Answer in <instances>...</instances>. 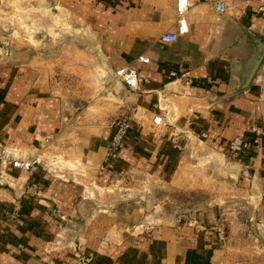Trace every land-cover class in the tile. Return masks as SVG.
Instances as JSON below:
<instances>
[{
  "label": "crops",
  "instance_id": "0c3cea01",
  "mask_svg": "<svg viewBox=\"0 0 264 264\" xmlns=\"http://www.w3.org/2000/svg\"><path fill=\"white\" fill-rule=\"evenodd\" d=\"M177 1L59 0L82 20L89 19L92 6L104 21L114 76L123 67L140 75L137 87L124 83L129 94L117 117L128 115L132 125L110 159L113 122L111 127L84 122L88 111L66 119L61 99L49 87L55 76L46 65L54 61L25 48L0 63V141L13 154L36 161L30 170L7 167L0 183V264H75L80 254L91 264H232L216 225L198 220L146 225L151 221L138 200L100 197L111 182L123 185L114 195H140L139 174L185 187L192 181L185 155L192 140L203 137L228 153L231 139L251 140L254 125L264 128V56L246 84L251 65L264 54L260 1L221 0L222 12L215 5L219 0H188L189 31L165 43L161 36L177 28ZM76 54L83 57L84 50ZM87 66H77L83 83H89ZM105 66L97 65L99 89ZM171 71L189 75L192 83L171 77ZM156 114L164 117L162 125L153 123ZM45 147L81 158L89 175L77 181L56 173ZM231 157L241 166L249 194L261 197L264 208V133L257 145Z\"/></svg>",
  "mask_w": 264,
  "mask_h": 264
},
{
  "label": "rangeland",
  "instance_id": "374dc122",
  "mask_svg": "<svg viewBox=\"0 0 264 264\" xmlns=\"http://www.w3.org/2000/svg\"><path fill=\"white\" fill-rule=\"evenodd\" d=\"M95 12L91 6L89 19L82 20L59 0H0V48L9 51L27 48L32 51L31 56L41 55L54 61L47 60L46 65L55 76L50 79L49 87L61 99L66 119L74 121L82 112L88 111L82 121L90 120L95 124L100 121L101 126L111 127V123L122 114L118 105L129 92L111 72L114 55L111 38L104 21L99 20ZM81 49L84 56L77 57L76 51ZM103 62L106 66L100 69V75L104 74L105 83L99 89L97 65ZM82 64L89 65L86 67L89 68V83L80 79L81 68L77 66ZM98 91L99 103L94 99ZM139 117L137 119L141 122ZM195 139L185 153L186 172L192 179L185 187L152 181L139 174L140 195H124L127 192L114 195L115 189L123 185L120 182L111 185V182L108 188L100 189V197L110 198L113 203L138 200L151 221L146 225L184 223L194 221L199 215L211 226L223 224L225 233L219 241L232 258V264H264L261 197L249 194L239 169L231 167L233 158L226 150L209 146L203 137ZM44 151L51 167L64 178L70 174L78 181L89 175L90 171L81 158L73 159L61 150L52 151L47 147Z\"/></svg>",
  "mask_w": 264,
  "mask_h": 264
},
{
  "label": "built area",
  "instance_id": "2783aa9c",
  "mask_svg": "<svg viewBox=\"0 0 264 264\" xmlns=\"http://www.w3.org/2000/svg\"><path fill=\"white\" fill-rule=\"evenodd\" d=\"M260 1V9L264 12V0ZM216 8L219 11H225V3L221 0L215 3ZM187 7L188 0H178L177 1V12H178V24L174 31H167L161 36V40L165 43L176 42L180 36L185 35L189 31V26L187 23ZM143 62H149V58L143 57ZM117 77L122 80L127 86L137 87L140 83L139 72L135 68L123 67L117 70ZM170 76L175 79L183 78L186 84H191L192 79L189 75H180L176 71H171ZM147 81L148 79H144ZM164 122V117L161 114H156L153 118V123L155 125H162ZM114 134L112 136L110 147L108 151L107 158L110 159L115 157L119 150L123 147L125 139L131 129L132 121L128 115H122L114 121ZM253 137L251 140L243 139L242 137H235L230 140L228 144V154L229 156H234L240 154L252 146H255L259 142L260 136L264 133V128L260 125H254L252 127ZM206 137L207 135L204 134ZM49 141V137L46 138ZM181 149L182 145H178ZM36 165V161L33 159H24L12 153L8 146L0 141V183H2L5 170L9 166L16 168H22L26 170L32 169ZM216 233L219 239H223L225 233V227L223 224H216ZM92 259L86 255H78L75 264H91Z\"/></svg>",
  "mask_w": 264,
  "mask_h": 264
},
{
  "label": "water",
  "instance_id": "95a60500",
  "mask_svg": "<svg viewBox=\"0 0 264 264\" xmlns=\"http://www.w3.org/2000/svg\"><path fill=\"white\" fill-rule=\"evenodd\" d=\"M54 4H55V3H54ZM27 52L30 53V52H31L30 49H27ZM13 54H14L13 51H9L8 49H4V47H3V48L1 47V48H0V63L3 62V61L6 60V59H9L10 57H12ZM263 56H264V54H263V55L261 54V55L259 56V58L256 59V61L251 65V67H250V69H249V73H248V75H247V80H246V84H247V85H248V84L251 82V80L253 79V77H254V75H255V73H256V71H257V69H258L260 63L262 62ZM119 83H120L121 85H123V86L125 87V89H126V85L124 84V82H122V80H120ZM126 90H127V89H126ZM231 167H237V168L239 169V171L241 170V166L237 165L236 163H232V164H231ZM194 220H200V221H202V222H204V223H206V224H209V223H207L208 221H206L205 219H202V218L200 217V215L197 216V217H195ZM209 222H210V221H209Z\"/></svg>",
  "mask_w": 264,
  "mask_h": 264
}]
</instances>
